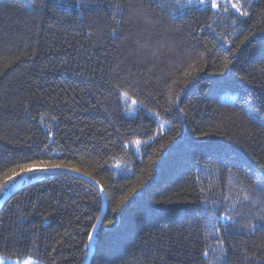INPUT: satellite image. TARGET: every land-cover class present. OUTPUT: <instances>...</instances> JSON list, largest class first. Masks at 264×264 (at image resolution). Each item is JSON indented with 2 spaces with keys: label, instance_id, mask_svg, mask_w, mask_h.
<instances>
[{
  "label": "trees",
  "instance_id": "1",
  "mask_svg": "<svg viewBox=\"0 0 264 264\" xmlns=\"http://www.w3.org/2000/svg\"><path fill=\"white\" fill-rule=\"evenodd\" d=\"M176 8L0 0V184L36 158L84 175L0 189L1 200L15 184L0 206L1 264H84L104 204L86 177L105 196L89 264H215L221 247L222 264H264V0L245 2L248 17ZM136 140H150L138 155ZM199 197L220 201L235 225L221 219L229 227L214 233Z\"/></svg>",
  "mask_w": 264,
  "mask_h": 264
},
{
  "label": "snow or ice",
  "instance_id": "2",
  "mask_svg": "<svg viewBox=\"0 0 264 264\" xmlns=\"http://www.w3.org/2000/svg\"><path fill=\"white\" fill-rule=\"evenodd\" d=\"M81 2H84V0H81ZM88 2H91L93 4L98 5L100 3V0H88ZM182 0H160V7L165 8L169 10L170 12L174 13L177 11L176 5L180 4ZM183 2L191 3V0H183ZM247 2V0H231V9H234L237 13L240 14V16L248 17L249 11L244 8V4ZM198 3L201 5H204L206 3V0H198ZM111 6V5H110ZM56 7H62V5L57 4ZM211 7L215 9H220L221 5L218 2V0H212ZM224 12H228L229 8L227 6L223 7ZM112 33L115 34L118 29L113 28ZM247 39V38H246ZM227 63H231V61H227ZM136 100L132 101L133 105H136ZM142 106V105H141ZM129 111H135V108L129 109ZM182 111V110H181ZM249 116L256 120L258 117L254 114V112H249ZM259 122L261 123V126L264 127V118H260ZM139 143V141H137ZM50 151V146L45 145V148L41 150L42 155H47ZM117 167H120L119 162H117ZM262 169H264V166H261ZM18 169V170H17ZM60 171H70V172H76L80 173L81 169L74 164H72L71 161H64L62 159H42V158H36L31 159L27 163H21L18 164L15 168L11 169V174H6L5 180L3 184H0V189H3L6 187L9 182L14 181L17 177L28 180V179H34L33 174H39V173H56ZM87 175V173H85ZM257 175L260 177V184H259V190L260 192H264V172H259ZM100 191L103 192V187L100 188ZM203 191V190H201ZM131 195V193H129ZM204 201L205 207L202 209V217L205 221V224L211 228V230L214 233H219L220 228L223 227L225 230L229 227V225H220L217 226V223L219 220L223 219L225 221H232V225H235V221L233 220V217L229 214V212H225L223 216L218 215L219 207L222 206L220 201L216 200H208L207 197H199ZM128 196H125L121 203L124 202V200H127ZM227 199V198H225ZM245 200H248L249 197L245 195ZM113 211L115 212L116 209L114 208ZM261 219H264V216L260 217ZM111 223V221H109ZM93 228H95V225H93ZM89 240L93 239V236L91 233H89L88 236ZM222 243V241H221ZM225 254V250L223 247H221L219 254L216 256V262L215 264H222V257Z\"/></svg>",
  "mask_w": 264,
  "mask_h": 264
},
{
  "label": "rangeland",
  "instance_id": "3",
  "mask_svg": "<svg viewBox=\"0 0 264 264\" xmlns=\"http://www.w3.org/2000/svg\"><path fill=\"white\" fill-rule=\"evenodd\" d=\"M211 2H212V0H206L205 4L211 5ZM218 2L221 5L220 9H223L224 6H227L229 9H231V0H218ZM181 3H182V5H192V4L201 5V4L198 3V0H191V3L183 2V0H182ZM232 10L235 11L234 9H232ZM133 100H135V99L131 98L127 94H123L122 95V101H123L125 107L127 108V110L129 111V109L135 108V111H129V113L132 114V115H134L138 110H140V106H139L137 101H136L137 102L136 105L132 104ZM160 124H161V128L165 127V124L163 122H161ZM137 141H139V143H137ZM148 141H150V140H147L145 142L142 141V140L132 141L131 143L128 144V147L131 148L136 155H138L139 152H140V149L142 148V146ZM117 162H119L120 167L116 166ZM114 166H115V169H116L117 172H125V171L129 172L130 171V168H128L129 167L128 163L126 162V160H124L122 158L116 159L115 162H114ZM9 262L11 264H19L18 262H15V261H9ZM23 264H30V263H23Z\"/></svg>",
  "mask_w": 264,
  "mask_h": 264
},
{
  "label": "water",
  "instance_id": "4",
  "mask_svg": "<svg viewBox=\"0 0 264 264\" xmlns=\"http://www.w3.org/2000/svg\"><path fill=\"white\" fill-rule=\"evenodd\" d=\"M72 173H74V174H76V175H79V176H84V175L79 174V173H76V172H72ZM86 178H87L88 180L92 181L93 184L96 186V188L100 191V188H101V187L99 186V184H97L95 181L91 180V179L88 178V177H86ZM21 180H22V179L18 180V182H20ZM18 182H17V183H18ZM14 186H15V184L9 189L8 194H6V195L0 200V206L4 203V201L6 200V198L10 195V193H11V191H12V189H13ZM100 193H101V195H102L103 202H104V204H103V210H102V213H101L99 219L97 220V223L95 224V228H92V230H91V232H90V233L92 234V236L94 235V233H95V231H96L98 225L100 224V222H101V220H102V217H103V214H104V210H105V196H104L103 192L100 191ZM92 251H93L92 240H89V253H88V255H87V258H86L84 264H89L90 259H91V256H92Z\"/></svg>",
  "mask_w": 264,
  "mask_h": 264
}]
</instances>
